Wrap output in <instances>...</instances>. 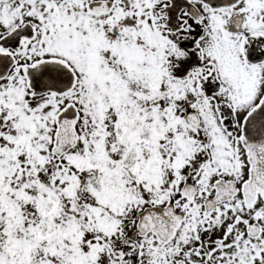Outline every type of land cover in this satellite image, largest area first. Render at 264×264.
Instances as JSON below:
<instances>
[{"label":"rangeland","instance_id":"1","mask_svg":"<svg viewBox=\"0 0 264 264\" xmlns=\"http://www.w3.org/2000/svg\"><path fill=\"white\" fill-rule=\"evenodd\" d=\"M91 1L93 0L36 2L30 10L25 12L31 25L35 23L34 28L39 30V40L44 44L57 43L56 50L59 51L64 50L63 42L66 44L68 41L71 45L70 55L61 54L60 58L68 60L77 75L76 85L67 99L79 107L81 134L86 129L88 130V124L92 123L94 116L98 115L101 125H105L103 117L107 113V109L111 111L113 102L111 98H117L114 91L116 85L112 78L101 74L100 54L103 51L108 52L111 57L109 60L117 64L131 62L130 49L138 51V46H152L155 41L153 39H158L163 28L155 22L157 9L161 7L163 0H107L116 1V9H112L110 13L102 17H96L85 7ZM100 1L104 2L105 0ZM142 8H150L149 18H140ZM220 14L222 15L221 20L219 19L221 15L216 16V19L222 21L225 19V15L228 16L229 11ZM112 16H117L120 22L129 23L127 27L131 39L126 46L117 47L106 37L107 29L110 28L107 21ZM17 19L16 16H13L9 20L2 21L4 27L1 32L6 33ZM207 32V39L203 42L199 41L201 30L198 35L196 31L191 32L193 35L191 44L195 43V46L196 43L198 44L197 51L195 49L193 53L182 48L186 44L182 37L174 38L178 47L165 43L166 49L170 53L174 52V58L180 63V67L177 66L179 70L176 71V77L170 81L162 73L159 75L160 77H157L156 68L150 69L153 58L146 51L147 60L151 62V65L146 70L145 84L148 86L145 89L151 92L159 88L161 93L150 94V107H147L151 114H145L142 117L149 124L151 131L155 132L156 140L165 144L167 149L164 150L163 146H159L151 153L144 154L150 160L144 162L139 168V172L136 171L138 169H135L132 173L136 175L134 178L131 177L137 190L129 184H123L124 189H129L128 195L122 191L108 192L104 190L99 182L101 175L97 171L95 178L92 181L86 180L84 188L80 189L81 181L76 175L79 172L78 167L86 161V148L94 146L92 143L91 145L87 143L86 133L81 136L76 149L63 157L56 158L50 154L55 132L52 113L49 117L48 110L44 111L43 109V113H37L35 116L28 114L29 117H32V122L33 120L37 121L29 126L22 124L18 117L8 119V123L11 120L21 123L18 128H14L10 124L6 134L9 137L17 138L15 143L20 146V149L14 155L12 154V158L3 156L7 151L2 152V165L8 166V168L4 169L3 166L0 168V194H2L0 200L2 208L5 210L0 214V225H2V220L10 221L23 217V221L28 227L32 220L29 217L32 213L21 214L19 211L21 208L17 203L9 205L11 200L3 191V179L9 183L10 195L15 192L16 196V191L19 190L15 201H21L24 193L27 194L26 196L33 195L36 198L48 199L51 186L61 188L62 198L65 200L69 199L68 194L72 193L74 189L77 198L85 196L89 191L96 199L90 204L92 213H90L89 222L96 226L98 236H96V240L91 239L85 243L83 254L79 252L78 242L68 236L58 241L52 236L47 240L50 247L49 253L41 256V251L37 247L42 246L43 243L37 239L33 228L20 227V232L16 228L18 237L26 235L25 241L29 245L21 264H25L30 253L33 258L31 264L43 263L40 258L46 262L45 258L49 257H52L47 262L49 264H95L91 263V259L99 255L104 260L103 264H177L178 261H184V264H228V261L233 259L232 256L236 253L237 244L241 248L247 249L248 252L251 251L252 243L255 242L245 237L242 224L236 226L232 234L226 237L227 240L222 242L225 240L228 221V218H225L228 214L227 210H224L223 213L219 211L213 216L203 209L202 205L204 197L213 190L214 176L219 174L222 168L228 169L226 173L230 172L231 168H237L240 174L246 168L245 155L239 141L240 123L246 113L258 103L262 92L250 90L249 86L244 84L247 79L243 81L241 75H239L240 80L228 81L229 83L223 80H228L230 77L229 70L233 71L232 65L235 62L233 57H236V49L235 46L229 47L224 44L227 35H221L222 32L217 27L208 29ZM76 40L79 41L77 45L74 43ZM83 44H85V49ZM213 44L215 46H212ZM221 44L224 47L218 51V47H222ZM76 46H78L77 49ZM214 48L217 49L211 53ZM197 53L198 59L195 58ZM219 53L226 59L227 64L223 66L226 69H220L217 66L214 71H211L206 67L207 62L219 57ZM229 53H232L230 58H228ZM133 57L137 61V57ZM123 69H126L124 65ZM126 70H130L125 73L128 77H132L136 73L133 67ZM213 83L217 88L213 86ZM228 85L231 86V89L227 88ZM159 98L164 100L161 102L158 100ZM166 98L177 100L181 104L180 106H184L185 114L195 112L199 117L196 125L188 126L183 112L181 115L176 114V118L172 122L167 121V114H163L161 107ZM108 102L110 103L107 107ZM48 117L47 128L43 123V118ZM106 117H109L108 114ZM111 119L114 124L121 120L116 114L112 115ZM22 121L25 122L24 119ZM160 124L164 131L162 127L154 128ZM166 126L170 127L169 133L166 132ZM15 131L16 133H14ZM18 131H20L19 136L16 135ZM157 150L160 151V160ZM161 154L163 156L168 154V163H165L166 157H162ZM100 158L103 160L102 157ZM105 171L104 167L101 168L103 175H105ZM138 180L140 182L136 185ZM186 181L197 185V195L193 203L181 196V188ZM67 192L69 193L67 194ZM167 203L177 204L180 210L187 208L188 220L183 224L179 238L176 240L164 245L153 234L137 238L132 242L124 240L128 247L123 248L124 255L119 257L116 250L111 249L109 241L101 237L106 230L109 234L111 231L116 232L118 226L110 220L111 215L108 218L102 205L108 207L118 205L122 210L124 207H130L131 212L135 214L149 205ZM113 211L115 210L113 209ZM248 212L246 211L244 215L248 216ZM262 222L264 223V216ZM131 223H129L130 226ZM133 227L135 228V224ZM0 231L2 232V229ZM109 236L111 238L112 234ZM209 238L220 241V244H217L218 242H215V245L209 243ZM113 240L116 242L115 246L120 247V240L116 237H113ZM233 240L236 242L235 245L225 249L228 242L231 243ZM9 241L8 238L4 244L2 243L0 250L3 249L2 247L7 249L6 244ZM260 242L264 244V235ZM260 242L257 244L260 245ZM60 245H64V247ZM218 246L220 249H224L225 256L223 258L216 249ZM92 250L97 251V254H93ZM4 253L2 252V259L5 258ZM63 253L67 254L63 255ZM2 259H0V263ZM234 259L235 262L230 264H260L264 261V251L260 259L257 258L255 262L245 261L242 258Z\"/></svg>","mask_w":264,"mask_h":264},{"label":"flooded vegetation","instance_id":"2","mask_svg":"<svg viewBox=\"0 0 264 264\" xmlns=\"http://www.w3.org/2000/svg\"><path fill=\"white\" fill-rule=\"evenodd\" d=\"M46 1L54 2L55 0H0V59H2V56H7L12 59L10 70L5 78L0 80V164H2L3 149H7L8 152L13 153L20 149V146L15 143L17 138L6 135L10 124L13 125L14 128H18L21 123L29 126V124L37 121L33 120L32 122V117H29L28 114H33V116H35V114L43 113L45 110H48L49 117L52 113V123H54L57 111L65 104L70 103V99H67V96L72 90L60 92L51 88L45 91V93L37 95L33 92V84L28 77L30 70H36L40 64L46 61L59 60L71 67L68 60L65 61L60 58L61 54H66V56L70 55L69 49L71 45L68 41L66 44L63 42V51L56 50L58 47L57 43L52 45L44 44L43 41L39 40V30L34 28L35 23L31 25V22L27 20L25 12L30 10L32 5H35L36 2L45 3ZM113 3V9H116V1H113ZM171 9L175 11L173 12L174 14H172L175 18V24L173 26H177V30L171 29L168 25V18L172 16L170 15ZM226 11H229V14L227 17L225 15V19L222 21L216 19V16ZM91 14L95 15L92 12ZM156 14H158L159 20L156 19L155 22L159 24V26H163V28L161 29L158 39H153L155 40L153 45L149 46L147 43L148 47L138 46V51L142 50L141 56L136 55L135 52L138 51H132L130 49L132 61H127L126 64L111 62L109 60L111 57L108 55V52L103 51V53L100 54L101 74H113V76L115 75L114 78L119 80L117 75L119 71L123 70V65L126 69L134 67L136 60L133 56L137 57L136 62L142 64L145 71L148 70L151 62L147 60L146 51H148L150 55L152 52L157 51L159 55L163 56L167 51L165 43H167V38L169 36L173 39L182 37L183 40L186 41V44L183 45L182 48L188 49L193 53L195 49L197 51L198 44L196 43V46L195 43L191 44V40L193 39L191 32L196 31L198 35L199 30H201L202 33L199 41L203 42L207 39L206 34H208V29L210 30L217 27L220 29V32H222L221 35H227L224 44H227L229 47L235 46L236 49V57H233L235 60L232 65L233 71L229 70L230 77L228 80H223L227 82L240 80L239 75H241L243 81L247 79L244 84L249 86L250 90L264 91V0H163ZM13 16H16L18 19L15 20L14 25L3 34L1 32L4 27L2 21L9 20ZM100 16L102 17L104 15ZM148 17L149 9L142 8L140 18L144 19ZM221 18L222 15L219 16L220 20ZM107 24H110V28L107 29L108 35L106 37H108L113 45H117V47L126 46L130 42L131 34L128 32L129 28L127 27L129 23L120 22L117 16H112L108 19ZM187 41L190 43L188 44ZM74 43L77 45L79 41L76 40ZM217 43L220 44V42ZM212 46L215 45L213 44ZM220 46L222 47H218V51L224 47L222 44ZM83 47L85 49V44H83ZM77 48L78 46H76V49ZM216 49L217 48H214L211 53ZM230 57H232V53L228 54V58ZM195 58L198 59V53L195 55ZM162 60L163 57L161 59V67L164 66ZM226 64V59L219 53V57L207 62L206 67L214 71L217 66L220 67V69H226L223 68ZM71 69L73 68L71 67ZM161 73L164 77L166 76L165 66ZM145 78L146 76L143 77L144 88L148 86V84H145ZM213 86L217 88L214 83ZM227 88L231 89V86L228 85ZM147 92V102L149 106L150 91ZM158 94L160 93L158 92ZM57 98L59 99L57 100ZM61 100L63 102L62 104ZM158 100L162 102L164 99L159 98ZM41 107L42 109H40ZM14 117L21 119V123L12 120L8 123V119H13ZM49 117L43 118V123L47 128L48 125L46 122ZM22 119H24L25 122H23ZM50 129H52V127H50ZM14 133H16V131ZM16 135L19 136L20 131H18ZM226 170L228 169L222 168L219 174L214 176L213 190L209 195L204 197L202 208L207 210L204 206L207 201V206L210 208V210L207 211L213 216L219 211L223 213L224 210H227L228 214L225 218H228V221L225 231V240H222V242H225L227 240L226 237L230 236L235 227L240 224H242L245 237L255 242L252 243L250 252L237 244L235 248L236 253L232 256L233 259L228 261V264L235 262L234 258H242L245 261L255 262L257 258L260 259L264 251V244L260 242L264 235V223L262 222L264 216V203L258 201L255 205L247 206V203L240 193L239 189L248 177L247 165L246 168L243 169L242 174L239 173L237 168H231V171L228 173H226ZM217 182H221L222 185H229L233 190L238 189L239 192L231 197H227L229 196L228 191L221 188L219 189V194H217L215 187ZM185 183H189V186L192 188V195L188 198L189 195L185 194L182 190L181 196L189 200L190 203H193L197 195V185L193 182L186 181ZM209 199L213 200L210 201ZM172 205L175 210L182 212L184 219L177 229L176 234L168 242L179 238L180 230L183 224L188 220L187 208H185L186 210H180L177 204L173 203ZM246 211H249L248 216L244 215ZM212 233H214L213 230ZM252 233L255 235L252 236ZM168 242H165L164 245ZM208 242L213 244L218 242L217 244H220V241H215V239L210 238ZM258 242H260V245L257 244ZM235 243L234 240L231 241V243L228 242L225 249L233 247ZM216 249L223 258L225 256L224 249H220L219 246ZM177 264H184V261H178ZM260 264H264V261Z\"/></svg>","mask_w":264,"mask_h":264},{"label":"trees","instance_id":"3","mask_svg":"<svg viewBox=\"0 0 264 264\" xmlns=\"http://www.w3.org/2000/svg\"><path fill=\"white\" fill-rule=\"evenodd\" d=\"M168 44H175L174 39L169 36L167 38ZM136 55H140L142 50L135 52ZM173 52H169L168 50L163 56L159 55V53L152 52V65L151 68H156L157 77H160L161 72L165 66V75L168 77V81L174 79L176 77V71L179 70L180 63L173 56ZM163 57L164 66L161 67V59ZM166 57V58H165ZM166 61V64H165ZM177 66L178 69H177ZM140 68V69H139ZM133 69L135 70V75L132 77H128L125 75L127 71L123 69L118 72L117 80L115 75L108 74L107 76L111 77L114 81V85H116L115 92L117 98H111L113 100L111 104V111L107 109V113L109 116L114 114L118 115L121 120L116 122L114 126L108 123V125H101L99 116H94L92 119V123L88 124V130L83 131L82 135L86 133L87 143L94 146H88L86 148V161L78 167L79 172H77V176L81 181L80 189L84 188V182L87 180H93L95 178V172L100 173L99 182L102 188L106 191H122L129 194V189H124L123 184H129L135 190L134 182L131 181V177L134 178L133 171L139 172V168L142 167L145 161H149L147 157L144 155V150L146 151L152 150L150 145L156 141L155 132L151 131L149 124L143 120L145 114H151V111L148 110V92L144 88L143 77L146 75V71L142 64H138L135 61ZM161 93V89L158 88L156 91H151L150 94ZM110 102L107 103V107ZM181 104L174 99L165 100L164 104H162V112L163 114H167V121H173L177 115H181L184 111V106H180ZM150 107V106H149ZM109 119V118H107ZM150 120V119H149ZM122 121V122H121ZM106 122V121H105ZM104 122V123H105ZM169 126V125H168ZM166 126V132L169 133L170 127ZM114 129H113V128ZM162 127V124L154 127L158 129ZM111 129V130H109ZM164 131V128L162 127ZM162 131V132H163ZM163 146L164 150L167 149L165 144H162L161 141L157 140V147ZM156 149V148H155ZM160 158V151L157 150ZM103 154V160L99 159V154ZM162 155V154H161ZM9 156V155H8ZM162 157H166L165 163H168V154ZM110 158V161H108ZM107 159V160H105ZM160 160V159H159ZM112 163V164H111ZM3 166V165H2ZM107 166L108 171L101 172V168ZM2 168V167H1ZM4 169H7L8 166H3ZM140 180H138V185ZM3 183V191L7 194V197L11 200L9 205L16 203L21 208L20 213H32V220L29 222V226L24 223L23 217L14 218L10 221L2 220V225H0V245L10 239L7 245V249L2 247L0 250V259H2V252H5L3 255L5 256L2 259L0 264H21L22 258L25 257V253L29 249L28 243L25 241V237H18L17 231L20 232L21 228L24 227L26 229L33 228V233L36 234L37 239L43 243L42 246L37 248L41 251V256L43 254L49 253V237H55V240H62L63 237L68 236L70 239L78 242V249L80 254H83V250L85 249V243L91 241V239H95L98 236V230L94 224H91L90 216L92 210L90 209V204L92 201H95V197L87 191L85 196H81L77 198L75 196V189L69 195V199H63V192L61 188H56L51 186L50 196L48 199L44 198H36L33 195L26 196L27 194H22L21 201H15L17 199L19 190L16 191L13 195H10L11 189L8 187L9 183L6 179L2 180ZM24 192V190H22ZM2 194H0V198ZM102 207L106 210V215H111L110 218L112 223L118 224L116 232L111 231L112 234L110 238L109 232L106 230L102 233V238L106 241H109L111 249L114 250L115 241L113 237H116L120 240V245L125 243L124 240L129 241V230L131 226L129 223L134 221L136 218V213L133 214L131 212L130 207H124L122 210L118 205L114 207H108L107 205H102ZM113 209L115 211H113ZM5 211L2 208L1 200H0V214ZM115 212V213H114ZM17 228V231H16ZM13 230V232H10ZM7 235V238H6ZM67 240V239H66ZM96 240V239H95ZM68 241V240H67ZM122 242V243H121ZM61 247L64 245H60ZM90 250V249H88ZM87 251V250H86ZM60 252V249H59ZM93 254H97V251L92 250ZM67 253H63L65 255ZM49 257V256H48ZM52 258V257H49ZM49 258H45V261H40L43 263L40 264H49ZM32 254L28 255V258L25 264H31ZM103 259L101 255L94 256L91 259V263L95 264H103ZM52 264V263H51Z\"/></svg>","mask_w":264,"mask_h":264},{"label":"water","instance_id":"4","mask_svg":"<svg viewBox=\"0 0 264 264\" xmlns=\"http://www.w3.org/2000/svg\"><path fill=\"white\" fill-rule=\"evenodd\" d=\"M206 1V0H203ZM110 2H92L90 9L96 13L107 12L111 8ZM102 9V10H101ZM175 19L168 21L173 26ZM177 30V26H173ZM11 62L5 56H2L0 62V77L8 70ZM38 71H32V83L35 91L40 92L43 89L53 87L55 89H67L73 86L74 74L69 67L60 62L45 63L40 65ZM70 81V82H69ZM41 89V90H40ZM57 115V131L55 132V142L52 152L60 156L69 149L77 145L79 134L76 132V123L79 118V112L73 104L67 105ZM188 117V116H187ZM190 118V117H189ZM189 122L191 120L189 119ZM241 144L246 150L247 159L250 165L249 180L243 185V195L249 203H255L258 196L264 201V95L260 102L246 115L242 124ZM218 185V184H216ZM187 185L184 189L190 190ZM182 217L173 210L171 205L166 207H149L145 209L139 217L137 228L140 236H145L149 231L154 232L157 237L167 240L173 235ZM135 234H133V237ZM122 255V250H119Z\"/></svg>","mask_w":264,"mask_h":264}]
</instances>
